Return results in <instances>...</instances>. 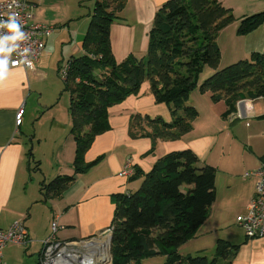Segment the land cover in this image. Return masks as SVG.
<instances>
[{
    "label": "trees",
    "instance_id": "16d2710c",
    "mask_svg": "<svg viewBox=\"0 0 264 264\" xmlns=\"http://www.w3.org/2000/svg\"><path fill=\"white\" fill-rule=\"evenodd\" d=\"M127 2L95 0L81 43L84 53L70 56L62 70L64 91L70 94L75 170L74 174L43 182V201L61 196L77 174L100 163L102 156L88 162L86 154L96 137L110 129L111 107L140 94L146 82L156 102L166 104L171 113V120L133 115L131 135L152 139L148 153L154 152L159 140L181 139L193 130L200 112L189 99L205 67L213 68L212 75L201 83L199 91L211 92L213 102L226 104L224 119L237 112L240 100L264 98V53L253 52L225 66L221 63L218 36L236 21L233 10L221 0H167L156 13L146 55L139 58L131 54L117 62L111 26ZM35 20L39 22L36 13ZM263 22L264 12L247 15L240 20L237 33L248 34ZM261 160L264 162V156ZM200 163V156L186 148L159 157L147 172L135 167L131 179L142 178L140 187L117 195L111 225V264H141L143 259L156 256H165L164 264H226L239 250L241 244L219 238L212 259L179 251L197 235L217 198L218 170ZM39 168L37 161L35 169Z\"/></svg>",
    "mask_w": 264,
    "mask_h": 264
},
{
    "label": "crops",
    "instance_id": "0c3cea01",
    "mask_svg": "<svg viewBox=\"0 0 264 264\" xmlns=\"http://www.w3.org/2000/svg\"><path fill=\"white\" fill-rule=\"evenodd\" d=\"M34 1L36 19L40 20L39 22L49 19L46 10L57 0ZM166 1L128 0L120 18L111 26L112 49L117 62L134 53L137 57L146 54L149 32L156 13ZM221 1L233 10L236 17V21L223 29L217 39L222 53L221 63L224 65L235 62L249 57L253 52L264 53V22L248 34L237 33L242 18L256 12H264V0ZM69 3L66 2L67 8L70 7ZM53 34L54 32L45 38L44 53L34 69L12 66L11 53L8 64L9 74L3 82H0V228L7 229L14 222L22 221L29 230L31 239L27 245H7L3 250V264H41L43 240L50 235L53 220H56L59 226L56 233L58 240L87 241L100 238L103 240L96 241V245L87 243V256H91L92 252L94 255L97 254L98 250L100 254L107 253L106 244L109 234L106 230L112 225L117 195L137 190L142 182V178L131 179L135 167L147 172L159 157L186 148H191L200 156V164L208 163L218 170L216 201L211 208L209 218L200 227L193 240L213 236L212 234L216 233L218 237H212L209 242L214 249L219 238L241 244L239 250L226 260V264H264V237L249 239L242 229V232L232 230L238 224L236 220L239 215L246 211L255 193L256 179L246 177L245 173L257 169L264 163L261 160L264 156V98L243 99L245 100L243 108H237V112L228 119L222 117L226 109L224 102L215 104L212 100L203 104L207 115L203 117L204 114L199 111V117L194 121L191 132L181 139L159 140L154 152L148 153L153 146L152 139L148 136L131 135L133 115L141 113L153 117L159 116V112L154 108L161 105L167 107V105L156 102L150 83L147 82L140 94L131 95L111 107L110 129L96 137L86 154L88 162L102 156L100 163L85 173L77 174L61 196L43 201L41 193L43 182L48 183L58 175L74 174L75 170L76 142L70 132L72 119L69 116L65 130L52 140L49 157L48 151L41 152L40 156L33 155L35 162L39 161L40 164V168L35 170L42 173L41 165L45 156L52 160L54 173L47 175L44 173L39 176L35 186L30 184L31 171L28 168V161L32 150L27 139L31 136V142L38 140L42 145L43 142L48 141V137L46 133L43 135L41 130L37 134L29 133L26 122L32 121L35 124L37 121L32 119V111L37 116L40 112L46 113L45 109H49V105L43 103L42 98L38 101L33 95L37 82L48 80L49 77L47 57L51 54L48 43ZM139 35L143 36V40L137 43L136 38ZM82 38L83 36L78 39L82 50L80 54L84 53L81 46ZM138 48L142 50L137 52ZM4 55L0 54V59ZM30 101L33 103L30 106L31 112L28 113ZM37 101L39 103L36 105ZM190 103L196 105L192 96ZM220 104L221 109L213 111ZM22 106L25 108L23 122L17 126L15 115ZM67 109L69 111V105ZM208 110L211 113H207ZM55 118L52 120V127L61 125ZM166 120H171V113ZM214 126H217L218 130H215ZM223 131L226 135L227 132L234 134L243 141L245 146L243 159L238 157L235 162L225 157L223 153L218 157L214 155ZM126 168L131 170V174L121 176L120 172ZM188 243L190 242L182 245L179 250ZM40 246L41 250L38 251ZM203 249L201 245L197 251Z\"/></svg>",
    "mask_w": 264,
    "mask_h": 264
},
{
    "label": "rangeland",
    "instance_id": "374dc122",
    "mask_svg": "<svg viewBox=\"0 0 264 264\" xmlns=\"http://www.w3.org/2000/svg\"><path fill=\"white\" fill-rule=\"evenodd\" d=\"M70 2L69 8L66 7V2ZM95 0H57L54 5L49 7L46 10L47 16L50 17L49 19L42 20L41 22H44L45 24L52 25L56 29L54 30L53 36L50 38V43H48V47L50 48V54L48 55V73L49 77L48 80H45L43 82H37L35 85V92L34 97L36 100H40L42 98L43 103L46 105H49V109H45L46 113L40 112L37 116L32 111V119H37L35 122H26L27 124V130L29 133H39L40 130L43 135H47L48 141H45L40 145L38 140H34V142H31V136L28 137L27 141L30 146V150H32V157L30 161L31 165V175H29L30 184L32 186H35L37 184V180L39 176H42V174L47 175V173H54V166L52 163V160L48 159L47 157L43 156V162H42V168L43 171L35 170L36 162L34 158V154L37 156L41 155V152L45 153L47 152V156L49 154V151L51 150V143L54 137H57V135L61 134L65 130V124L69 120V111L67 109V105H69L68 101L70 94L66 91H64V82L62 77V70L64 66L66 65V61L70 58V56L75 55L79 56L80 52L82 51L79 46V40L82 36L84 37L88 25H89V19H90V13L92 9L94 8ZM45 19V18H44ZM40 21V20H39ZM82 33V34H81ZM83 39V38H82ZM143 40V36L139 35L136 38V42L140 43ZM142 49L138 48L137 52L141 51ZM135 55V53H134ZM146 55V54H145ZM145 55H140L139 57H143ZM136 56V55H135ZM225 66V65H223ZM227 66V65H226ZM213 68L211 67H205V69L200 73L199 79H198V86L196 89L191 93L192 98L195 100L196 105L203 113V117H206V109L203 106V104L212 102V93L211 92H200L199 86L201 83L210 77L212 72L210 71ZM147 83V82H146ZM145 83V84H146ZM144 84V85H145ZM43 96H42V95ZM32 96V100H33ZM191 96L190 99L191 100ZM36 102L37 103L39 102ZM189 102V101H188ZM32 101H30V105L28 108V113L31 112L30 106L32 105ZM216 104V103H215ZM52 105H55L54 107H51ZM165 105L158 106L154 108V110H157L159 112V116L162 118H168L169 117V110ZM221 109L220 106L216 107L213 111H219ZM28 113L26 114V118L28 116ZM45 113V114H44ZM207 113H211L209 110ZM213 113V112H212ZM56 117V118H55ZM56 119V121L61 124L60 126H53L52 127V120ZM57 122H54L57 124ZM215 130L217 129V126H214ZM34 143V144H33ZM35 147H34V146ZM244 151L245 146L243 141L234 136V134H229L227 132L223 131L220 135V141L218 142L214 155L217 157L223 153L225 157H227L230 160L237 161L238 157H241V159L244 158ZM30 152V151H29ZM49 157V156H48ZM238 225V224H237ZM235 225V227L232 228L234 231H244V229L238 227ZM242 229V230H241ZM222 233V232H220ZM245 233V231H244ZM213 236L201 238V239H195L189 241L187 245L182 247L179 251L183 254H203L206 255L208 258L212 259L215 257L216 250L209 245V242L211 241L212 237H218L216 236V233L212 234ZM103 239L98 238L96 241L101 242ZM204 247L203 250L200 252L197 251L198 247ZM41 250V246L38 251ZM38 253V252H37ZM108 253V252H107ZM100 254L99 250L97 251V254L95 253L94 258L89 256L92 261L96 262H103L106 253ZM165 262V256H156L151 258H145L142 260L141 264H164ZM104 264V263H102Z\"/></svg>",
    "mask_w": 264,
    "mask_h": 264
},
{
    "label": "built area",
    "instance_id": "2783aa9c",
    "mask_svg": "<svg viewBox=\"0 0 264 264\" xmlns=\"http://www.w3.org/2000/svg\"><path fill=\"white\" fill-rule=\"evenodd\" d=\"M36 4L32 0H3L0 1V21H8L14 16L24 33L22 39L15 41V45L9 42L7 47H15L12 52L11 65L24 66L34 69L45 50L44 37L50 36L54 28L51 25L36 22L34 8ZM0 35L7 36L12 33L7 28H0ZM13 61L19 63L13 65ZM63 72V71H62ZM25 113L24 106L20 107L15 115V122L20 126ZM126 168L120 172L121 176L130 175ZM246 176L256 178L255 195L248 205L245 213L237 219L238 224L244 229L250 238L264 237V164ZM58 223L51 222V233L43 240L41 252V264H82L86 259L88 249L82 246L83 241H60L57 238ZM113 232L112 226L106 230L109 235ZM31 242L29 230L22 221L14 222L9 228H0V264H3V250L9 244L27 245Z\"/></svg>",
    "mask_w": 264,
    "mask_h": 264
},
{
    "label": "clouds",
    "instance_id": "9594fccd",
    "mask_svg": "<svg viewBox=\"0 0 264 264\" xmlns=\"http://www.w3.org/2000/svg\"><path fill=\"white\" fill-rule=\"evenodd\" d=\"M0 28H7L12 35L0 36V54H5L2 59H0V82H3L9 74V57L15 47H7L9 42L15 45V41L22 39L24 33L20 30V25L16 22L14 16H10L8 21H0ZM13 65L19 63L18 61H13Z\"/></svg>",
    "mask_w": 264,
    "mask_h": 264
},
{
    "label": "water",
    "instance_id": "95a60500",
    "mask_svg": "<svg viewBox=\"0 0 264 264\" xmlns=\"http://www.w3.org/2000/svg\"><path fill=\"white\" fill-rule=\"evenodd\" d=\"M244 104H245V100H240L239 102H238V108L240 109V108H243V106H244ZM244 117L246 116V115H243ZM242 116V117H243ZM31 155V154H30ZM30 157H32V156H30ZM30 161H31V158H29V161H28V168H29V170L31 169L30 167H31V165H30ZM112 233L108 236V249H109V254H110V258H109V262H105V261H103V262H94V261H92L91 260V258H90V260H85L84 262H83V260H82V264H102V263H104V264H111L112 263V260H113V257H112V253H111V243H112ZM96 242V240L95 239H92V240H87V241H83V243H82V246H85V247H87V243L88 244H94ZM91 257L92 258H94V254H93V252L91 253Z\"/></svg>",
    "mask_w": 264,
    "mask_h": 264
},
{
    "label": "bare ground",
    "instance_id": "6f19581e",
    "mask_svg": "<svg viewBox=\"0 0 264 264\" xmlns=\"http://www.w3.org/2000/svg\"><path fill=\"white\" fill-rule=\"evenodd\" d=\"M94 245H96V244L94 243ZM106 247H107V252H108V253H106V255H105L104 258H107V256H109L107 259H105V262H109L110 254H109V249H108V243L106 244ZM103 248H104V247H103ZM85 258H86V259H84L83 262H84L85 260H90V257H88V256H85Z\"/></svg>",
    "mask_w": 264,
    "mask_h": 264
}]
</instances>
